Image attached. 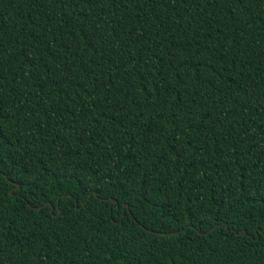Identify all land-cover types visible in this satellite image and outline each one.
Returning a JSON list of instances; mask_svg holds the SVG:
<instances>
[{"label":"trees","instance_id":"16d2710c","mask_svg":"<svg viewBox=\"0 0 264 264\" xmlns=\"http://www.w3.org/2000/svg\"><path fill=\"white\" fill-rule=\"evenodd\" d=\"M0 156V264H264V0H0Z\"/></svg>","mask_w":264,"mask_h":264},{"label":"snow or ice","instance_id":"6c2138e0","mask_svg":"<svg viewBox=\"0 0 264 264\" xmlns=\"http://www.w3.org/2000/svg\"><path fill=\"white\" fill-rule=\"evenodd\" d=\"M4 171H5V168H4V160H3V157L0 156V176H3L4 174ZM101 191H103V189H101ZM81 193L84 194V193H88V195H91V193L89 192L88 188L87 187H84L82 190H81ZM62 195H65L62 193ZM97 196H99V192L96 193ZM65 198H67V196H65ZM47 203V202H46ZM190 225H185V227H188ZM223 225L221 224V227Z\"/></svg>","mask_w":264,"mask_h":264},{"label":"water","instance_id":"95a60500","mask_svg":"<svg viewBox=\"0 0 264 264\" xmlns=\"http://www.w3.org/2000/svg\"><path fill=\"white\" fill-rule=\"evenodd\" d=\"M110 201H111V203H115L116 202L114 199H111Z\"/></svg>","mask_w":264,"mask_h":264}]
</instances>
